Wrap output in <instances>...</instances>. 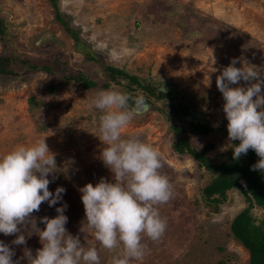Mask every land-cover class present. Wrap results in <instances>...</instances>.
<instances>
[{
    "label": "rangeland",
    "instance_id": "rangeland-1",
    "mask_svg": "<svg viewBox=\"0 0 264 264\" xmlns=\"http://www.w3.org/2000/svg\"><path fill=\"white\" fill-rule=\"evenodd\" d=\"M56 7L82 44L75 46L54 20L48 0H0V17L6 24L0 52L39 60L60 57L69 73L83 72L99 86L83 89L69 83L48 95L45 90L54 79L42 71L18 67L17 77L0 76V156L17 145L45 137L57 164L56 171L49 175V190L55 193L62 186L65 192L56 205L43 202L39 211L32 213L36 231L45 228L41 217H55L56 208L66 204L68 232L79 236L85 248L96 246L100 264H112L120 250L102 248L87 230L80 191L87 183L113 179L101 159L105 146L99 139L101 113L90 103L101 90L125 92V87L114 83L101 87L107 82L103 67L120 68L145 85L164 84L187 100L206 115V125L214 128L201 135L192 134L190 143L199 147L210 140L214 148L207 151L208 155L225 154L232 141L228 139L225 101L216 79L233 59L236 67L256 66L264 78V0H56ZM254 82L241 80L232 86L247 87ZM29 96L38 104L30 106ZM145 96L152 106L123 129L122 135L138 134L161 152V171L169 177L174 191L167 203L158 206L167 221L163 236L158 241L145 237L144 259L130 264H214L218 260L223 264H247V251L228 232L229 220L246 205L243 197L235 188L228 190L215 208L201 198V188L209 175L197 169L186 153L172 149L174 135L161 105L170 96ZM157 108H163L166 114ZM250 213L261 218L264 209L254 205ZM82 226L87 233L81 231ZM36 231L27 224L16 234L0 233V241L13 249L16 264H28L27 251L35 256L42 247ZM20 234L26 243L14 244ZM172 247L181 252L164 263L161 260Z\"/></svg>",
    "mask_w": 264,
    "mask_h": 264
},
{
    "label": "clouds",
    "instance_id": "clouds-1",
    "mask_svg": "<svg viewBox=\"0 0 264 264\" xmlns=\"http://www.w3.org/2000/svg\"><path fill=\"white\" fill-rule=\"evenodd\" d=\"M236 63L233 59L216 79L225 101L228 139L239 141L232 145L233 159L254 150L260 159L252 169L264 172V78L256 66L236 67ZM241 80L255 82L247 87L232 86ZM90 107L101 113L99 139L105 145L101 159L113 179L101 178L95 185L87 183L80 189L87 230L102 248L120 250L112 264L142 261L147 252L144 238L158 241L166 231L167 221L158 206L167 203L174 191L169 177L161 171V152L138 134L122 135V130L150 105L143 95L110 88L99 91ZM55 155L43 137L0 156V233H19L27 224L36 231L32 213L39 211L43 202L54 206L62 199V186L55 193L49 190V175L57 169ZM66 207H57L55 217L40 218L45 228L36 232L42 247L35 256L27 251L28 264H100L97 247L85 248L80 237L66 229ZM81 231L87 233L84 226ZM13 243L25 244V236L17 235ZM13 255V249L0 241V264H16Z\"/></svg>",
    "mask_w": 264,
    "mask_h": 264
},
{
    "label": "trees",
    "instance_id": "trees-1",
    "mask_svg": "<svg viewBox=\"0 0 264 264\" xmlns=\"http://www.w3.org/2000/svg\"><path fill=\"white\" fill-rule=\"evenodd\" d=\"M48 2L53 8L54 20L60 24L65 33L71 36L75 46L78 47L82 43L76 32L69 27L65 17L58 12L56 0H48ZM5 33L6 24L4 19L0 17V40H2ZM63 63L64 61L57 56L39 60L2 51L0 52V76L4 78L17 77L20 74L18 67H24L25 71L30 72L42 71L54 79L45 90L48 95L55 93L69 83L77 84L83 89L99 86L83 72L69 73L63 67ZM103 75L107 82L102 83L101 87H109L111 83L120 84L125 87V92L132 96H137V91H142L143 94L140 95H143L146 100L148 98L145 95L153 96L148 85H145L137 76L128 74L120 68L105 65L103 67ZM27 101L30 106L39 102L35 101L32 96H29ZM163 107H167L169 114H166L163 108L157 109L161 113H165L166 119L170 121V130L174 135L172 149L178 153H186L195 162L197 169H204L209 175L201 188V198L215 208L217 204L224 200L228 190L235 188L243 197L246 205L231 217L228 232L231 238L247 251V264H264V215L256 219L250 213V209L254 205L264 209V172L252 169V166L260 158L254 150L250 149L246 155L242 154L238 160L233 159L232 145H238V140L230 143V147L224 151L225 154L215 153L213 156L208 155L207 151L214 148L212 141L204 140L197 147L190 143L189 139L194 133L204 134L214 128L206 125L199 130L190 124L180 121L178 108L171 99L168 103L164 102ZM215 129L219 130L220 128L217 127ZM221 156H223L222 159H220ZM216 159L219 162L215 163L214 160ZM74 203L79 204L76 201ZM75 218L80 219L81 217ZM75 218L70 220V222L72 221L71 225L74 224ZM180 252L178 248L176 250V247H172L169 252H166L167 255L161 261L164 263L171 262ZM223 262V260H218L214 264H223Z\"/></svg>",
    "mask_w": 264,
    "mask_h": 264
},
{
    "label": "flooded vegetation",
    "instance_id": "flooded-vegetation-1",
    "mask_svg": "<svg viewBox=\"0 0 264 264\" xmlns=\"http://www.w3.org/2000/svg\"><path fill=\"white\" fill-rule=\"evenodd\" d=\"M146 85H148V87H149V89H150V92L153 94V97H157V96H161V97H163V96H170V99L172 100V102H173V104L178 108V117H179V120L180 121H182V122H185V123H187V124H190V125H192V126H194V128H196V129H201L202 127H204V126H206V123H207V119L205 118L206 117V115H205V117H204V123L202 124V123H196V124H192V123H188V122H186V121H183V120H181V116H183V115H185V114H187V107H190V108H192L193 110H195V111H197V112H200V111H198L197 109H195L192 105H191V103H189L187 100H184V99H182V98H180L175 92H172L171 90H169L168 88H166V86L164 85L163 87H161V86H152V85H149V84H146ZM163 89V90H162ZM164 91V92H163ZM148 96V95H147ZM148 98V97H147ZM169 99V100H170ZM169 100L168 101H166L167 103L169 102ZM148 101V103H150V107L152 106V102L148 99L147 100ZM183 101H185L186 102V104L184 105L183 103ZM161 105H163V104H161ZM164 109L166 110V113H168L169 111L167 110V107H164ZM200 113H203V112H200ZM169 114V113H168ZM196 135H201V134H196Z\"/></svg>",
    "mask_w": 264,
    "mask_h": 264
},
{
    "label": "water",
    "instance_id": "water-1",
    "mask_svg": "<svg viewBox=\"0 0 264 264\" xmlns=\"http://www.w3.org/2000/svg\"><path fill=\"white\" fill-rule=\"evenodd\" d=\"M161 87L164 86V84H160ZM163 90V89H162ZM164 92V91H163ZM184 105L186 104L185 101H183ZM150 105V103H149ZM204 113H200V112H197L195 110H193L192 108L190 107H187V114L181 116V120L183 121H186L188 123H192V124H196V123H204Z\"/></svg>",
    "mask_w": 264,
    "mask_h": 264
}]
</instances>
